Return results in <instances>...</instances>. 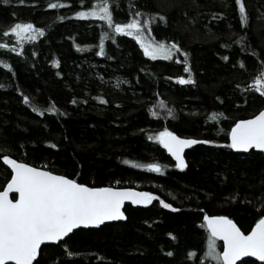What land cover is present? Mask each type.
<instances>
[{
	"label": "trees",
	"instance_id": "obj_1",
	"mask_svg": "<svg viewBox=\"0 0 264 264\" xmlns=\"http://www.w3.org/2000/svg\"><path fill=\"white\" fill-rule=\"evenodd\" d=\"M241 2L243 21L236 0H109L115 23L147 19L146 40L179 48L152 59L114 25L74 15L96 0H0V45H8L0 47V157L155 197L126 204L124 221L42 245L33 264H217L203 214L227 216L244 232L264 216L262 153L228 146L232 125L264 107L254 87L264 72V0ZM29 22L43 35L19 42L8 32ZM165 127L201 140L185 151L184 168L149 138ZM151 163L161 171L136 166ZM10 176L0 159V189Z\"/></svg>",
	"mask_w": 264,
	"mask_h": 264
},
{
	"label": "snow or ice",
	"instance_id": "obj_2",
	"mask_svg": "<svg viewBox=\"0 0 264 264\" xmlns=\"http://www.w3.org/2000/svg\"><path fill=\"white\" fill-rule=\"evenodd\" d=\"M236 3L243 21L245 19L244 5L241 0H236ZM57 6V4L48 5L49 8ZM74 15L99 17L109 27L114 25L115 33H125L127 36L134 37L143 49L144 55L152 59L158 56L171 59L173 51H179L177 45L167 46L162 41L146 40L144 26L149 23L147 19L143 22L131 19L127 23H115L109 0H96L93 7L87 11H78ZM139 15L140 13L137 12L136 16ZM8 32L14 34L19 42L35 40L37 33L43 35V29L34 27L30 22L15 23ZM106 36L107 33H103L100 40L99 54L101 55H103ZM0 47L8 48V45L4 44ZM4 66L9 67L7 64ZM184 70L190 71L187 67ZM176 79L184 84L191 81V76L187 80L183 76ZM254 87L257 92L264 94V72L255 79ZM24 100L27 103L29 98L25 96ZM160 107H165L163 102ZM33 110L39 111L35 107ZM48 110L54 111L51 108ZM151 115L155 117L159 113L153 111ZM167 115H172L170 109ZM212 118L215 119V117ZM228 135L231 141L228 146L232 149L247 151L254 148L264 151V110L249 119L237 121ZM149 138L159 141L175 157L177 168L185 167L182 155L184 149L198 143L192 138H182L166 127L157 132L154 137ZM203 143H212V141L206 140ZM0 159L10 165L12 170L10 181L3 191H0V264H7V262L33 264L43 242L61 241L78 226L99 225L104 221L123 218L124 201H131L133 204H149L155 198L151 192H138L131 188L89 187L68 176L18 162L8 155H3ZM136 166L155 172L161 171V165L157 163ZM13 190L19 194L18 198L9 197V193ZM160 203L165 208H172L171 204L163 200ZM203 219L209 230L207 255L217 261V264H235L239 257L248 254L264 261V216L257 219L247 234L227 216L205 215ZM218 238L223 241L222 252L217 251ZM68 255L72 253L68 252Z\"/></svg>",
	"mask_w": 264,
	"mask_h": 264
},
{
	"label": "water",
	"instance_id": "obj_3",
	"mask_svg": "<svg viewBox=\"0 0 264 264\" xmlns=\"http://www.w3.org/2000/svg\"><path fill=\"white\" fill-rule=\"evenodd\" d=\"M261 110H264V107L263 108H261L257 113H255V114H253L252 116H249V117H246V118H241V119H238L237 121H239V120H246V119H249V118H251V117H253V116H255V115H257ZM236 121V122H237ZM235 122V123H236ZM234 123V124H235ZM233 124V125H234ZM232 125V126H233ZM230 130H231V128H230ZM230 132V131H229ZM180 136V135H179ZM182 138H191V137H183V136H181ZM228 138H229V141H230V137L228 136ZM192 139H195V138H192ZM195 140H197L198 141V143L199 142H201V140H198V139H195ZM231 142V141H230ZM197 144V143H196ZM196 144H194V145H196ZM194 145H189V146H187L185 149H184V151L182 152V155H183V157H184V160H185V166H186V159H185V151L187 150V149H189L190 147H192V146H194ZM161 147L164 149V151H165V153H166V155L176 164V160H175V157H173L164 147H163V145H161ZM235 151H237V152H240V153H244V152H246L245 150H237V149H234ZM249 150H254V151H257V152H260V153H262V155H263V159H264V151H262V150H258V149H249ZM248 151V150H247ZM11 157V156H10ZM11 158H13V157H11ZM13 159H15V158H13ZM15 160H17V159H15ZM3 161V160H2ZM18 162H22V161H19V160H17ZM3 163H4V165L12 172V170H11V166L10 165H7L4 161H3ZM25 163V162H24ZM31 165V164H30ZM33 166V165H32ZM34 167H37V166H34ZM39 168H41V167H39ZM44 169V168H43ZM45 170H47V169H45ZM55 173V172H54ZM56 174H59V173H56ZM62 175V174H61ZM70 178V177H69ZM10 179H11V176H10V178L8 179V181L5 183V185H4V187H6L7 186V183L10 181ZM78 182V181H77ZM89 186V185H88ZM4 187L2 188V189H0V191H3V189H4ZM89 187H93V186H89ZM102 187H113V188H131V189H133V190H135V191H138V192H148L147 190H145V189H138V188H135V187H115V186H102ZM18 193H15L14 192V190L12 191V192H10L9 193V197L10 198H18ZM126 204H131V205H133V206H140V207H144V206H146L147 204H133L131 201H124V203H123V205H122V211L124 212V207H125V205ZM205 215H208V214H203V218H204V216ZM208 216H224V215H208ZM229 218V217H228ZM126 219V215H125V212H124V217L123 218H119V219H114V220H109V221H104L103 223H101V224H99V225H88V226H78V228H76V229H73V231L74 230H77V229H79V228H96V227H98V226H100V225H103L104 223H111V222H117V221H124ZM229 219H231V218H229ZM204 220V219H203ZM235 224H236V222L233 220V219H231ZM205 222V221H204ZM205 224H206V222H205ZM237 225V224H236ZM255 225V224H254ZM253 225V226H254ZM252 226V227H253ZM237 227H239L238 225H237ZM252 227L248 230V231H246V232H244L243 230H241L242 232H244L245 234H247L248 232H250L251 231V229H252ZM72 231V232H73ZM71 232V233H72ZM71 233H69L68 235H70ZM67 235V236H68ZM66 236V237H67ZM66 237H64V238H62V240H64ZM61 240V241H62ZM217 240H219L220 242H221V248H220V252H222L223 251V241H222V239H217ZM58 242H60V241H46V242H43L42 244H41V246L42 245H45V244H56V243H58ZM41 248V247H40ZM38 252H39V250H38ZM246 258H251V259H253V260H255V261H257V262H259V263H261V262H263V261H260L259 260V258L258 257H254V256H251L250 254H248V255H245V256H242V257H239L237 260H236V262H235V264H238L239 262H241L242 260H244V259H246ZM7 264H14V262H7Z\"/></svg>",
	"mask_w": 264,
	"mask_h": 264
},
{
	"label": "rangeland",
	"instance_id": "obj_4",
	"mask_svg": "<svg viewBox=\"0 0 264 264\" xmlns=\"http://www.w3.org/2000/svg\"><path fill=\"white\" fill-rule=\"evenodd\" d=\"M216 245H217V251H218V244H217V242H216ZM219 252H220V249H219Z\"/></svg>",
	"mask_w": 264,
	"mask_h": 264
},
{
	"label": "flooded vegetation",
	"instance_id": "obj_5",
	"mask_svg": "<svg viewBox=\"0 0 264 264\" xmlns=\"http://www.w3.org/2000/svg\"><path fill=\"white\" fill-rule=\"evenodd\" d=\"M251 259V258H250Z\"/></svg>",
	"mask_w": 264,
	"mask_h": 264
}]
</instances>
